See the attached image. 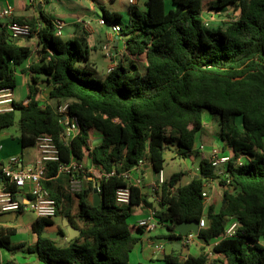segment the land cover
<instances>
[{
    "label": "trees",
    "instance_id": "obj_1",
    "mask_svg": "<svg viewBox=\"0 0 264 264\" xmlns=\"http://www.w3.org/2000/svg\"><path fill=\"white\" fill-rule=\"evenodd\" d=\"M105 17L111 19L106 12ZM112 18L120 23L116 15ZM9 21L27 23L37 36L38 49L32 55L11 36L7 22L0 21V89L16 86L18 69L31 73L28 103L14 101L13 111L0 113V130L14 125L18 113L21 147L34 145L39 135H50L62 161L73 156L89 160L103 173L114 172L100 180L97 205L92 198L95 186L84 173L76 176L79 191L50 192L57 215L80 232L59 244L62 228L54 231L56 238L43 237L54 223L36 218L31 225L36 240L26 247L27 253L46 264H133L130 254L139 240L134 231L142 228L128 218L132 208L144 205L167 230L166 239L175 237V224L205 216L206 226L197 238L206 245L220 238L228 218L235 216L240 224L236 235L213 245L219 257L210 264H264V0H146L145 13L131 17L123 28L124 58L130 67L118 60L104 78L89 71L88 49L57 36L41 9L39 25L31 19ZM30 56L33 60L25 67ZM39 84L52 88L48 97L52 104L38 99ZM67 100L80 131L63 146L59 142L63 125L53 104ZM205 112L217 119L222 149L232 153L225 169L230 183L203 157L199 173L188 183L178 184L183 173H174L154 188L153 201L141 187L131 185L130 203H116L115 191L127 186L121 174L140 160L157 173L171 146L181 158L191 157ZM96 132L101 139L93 143ZM241 156L244 162L236 164ZM55 175L56 164L49 163L45 176ZM64 178L68 187L70 176ZM213 180L224 187L218 210L213 201L203 206L204 185ZM19 231L0 225V264L1 251L14 253L25 246L11 241ZM171 248L162 256L164 264L209 260L207 250L180 258L179 249Z\"/></svg>",
    "mask_w": 264,
    "mask_h": 264
},
{
    "label": "crops",
    "instance_id": "obj_2",
    "mask_svg": "<svg viewBox=\"0 0 264 264\" xmlns=\"http://www.w3.org/2000/svg\"><path fill=\"white\" fill-rule=\"evenodd\" d=\"M10 7L12 9V15L10 19H31L37 21L39 25V9L43 12V14L51 20L53 23L56 20H61L64 22L62 33L60 35L61 39L64 41L76 40L82 46L88 49V61L87 65L89 67V71L96 78H104L107 75L106 69L110 65L109 59L104 56L102 51V45L107 42L111 36H113V41L111 43V48L114 50L115 53L120 51V47L123 44V35L115 34L112 32V24L115 21L112 16L116 15L119 17V22L124 28L126 23L131 17H135L136 15H143L146 11V0H136L134 4H131L129 0H36L33 2H29V0H0V10L3 8ZM105 12L107 13L108 17L111 18L110 20L105 17ZM9 18L0 19L1 22L5 23L10 20ZM104 19V24H100L99 20ZM19 44L28 46L31 49L32 55L35 53V43L36 40L34 38L30 39H23L19 38L16 39ZM118 53L117 55V62L121 60V63L125 67H130V62L124 58V54ZM33 60V56H30L26 61L24 66L28 62ZM31 74L27 71L22 72L19 69L15 73V80L16 85L19 84L21 87L25 89L26 98L20 101L27 100V85L30 82ZM41 88V92L38 95V99L41 100L42 103L52 104L53 101L46 98L44 93L46 91V87L44 84H39ZM15 87L12 89V97L14 101H17L15 97ZM210 114V113H209ZM217 121L215 117H211L208 113L203 114V127L196 135L195 146L202 145L203 148L197 151H194L187 159L185 163L186 166L189 167L194 166V161L198 157L200 160L201 158H207L210 148L220 146L222 143L221 140L214 138V143H210V133L208 130L211 129L210 123ZM213 132V131H212ZM209 134V135H208ZM20 137V135H19ZM19 137L17 138L18 146L15 143L1 141L2 134H0V168L4 165L10 163L13 159H18L17 166H27L32 165L37 159V150L34 145L21 147L19 142ZM220 138V137H219ZM101 136L99 133H94L92 138L93 143L99 142ZM222 146V145H221ZM220 146V147H221ZM30 147H33L34 150ZM197 148V147H196ZM87 166H92L90 161H86ZM188 167V168H189ZM199 167V166H198ZM187 168V169H188ZM189 173V171H188ZM191 177V175L189 174ZM148 179V182L145 185V190L142 189V192L145 193L148 197H150V201H153L154 191L152 190V183L156 179L155 173L153 172L151 165L147 162L142 171V183L143 180ZM88 180L91 181V184L94 185V181L88 177ZM168 180V178H167ZM67 183L64 175L61 176H53L51 178L45 177L43 182L44 186L53 193H66L67 192ZM141 183V186H142ZM216 185V184H215ZM215 188V186H214ZM213 188V189H214ZM224 191V189H223ZM222 191V192H223ZM94 193V192H93ZM93 195V194H92ZM214 203L215 209L218 210L223 201L219 202V199H214L212 196L210 197V202ZM208 203V205H209ZM150 208L140 205L134 208V213L137 215L133 224H137V221L145 218L148 216ZM9 213V212H6ZM15 213V212H14ZM4 213H1L2 215ZM17 216H27L28 223L27 226L23 225L25 229H29L31 231V225L36 220V217L32 213H20ZM64 220V217L61 215H57L55 218L52 219L54 225H57V220ZM2 226L8 227H17L21 230L20 224L11 225L7 222H0ZM22 225V224H21ZM65 226V224H64ZM27 227V228H26ZM59 227V226H58ZM161 228L163 226H158L157 228ZM60 228V227H59ZM164 228V227H163ZM58 229V228H57ZM65 233L63 238L65 241L70 239L68 234V229L65 227ZM63 230V229H62ZM32 232V231H31ZM64 232V230H63ZM135 235L139 238L138 242L135 244L133 252H131L132 257L130 255V261H134L132 263H151L156 264L155 262L159 259H162L164 253L171 252V246L176 247L179 249V256L180 258H185L188 255H198L199 253L203 252L204 250L210 249V245H206L200 242L198 239L194 240V242L190 246H182L181 240L177 236V232L172 233L174 238L166 239L169 242V246H164V251L159 252L155 249L152 245H149L148 239H151L155 244L162 242V238H158L159 236H151L149 235L147 238H144V235L147 231L143 229L140 231L139 229H135ZM168 233V232H167ZM166 233V235H167ZM19 234V233H18ZM15 234V235H18ZM14 235V236H15ZM56 235V234H55ZM13 237V236H12ZM11 237V240H12ZM53 238H56L53 237ZM36 236L32 233V236L29 240V243L25 245L23 248L18 249V256H15L14 253L8 252L6 250L1 251L2 261L3 264H33L37 262L36 257L26 252L27 246H32L35 243ZM211 241L210 243H212Z\"/></svg>",
    "mask_w": 264,
    "mask_h": 264
},
{
    "label": "built area",
    "instance_id": "obj_3",
    "mask_svg": "<svg viewBox=\"0 0 264 264\" xmlns=\"http://www.w3.org/2000/svg\"><path fill=\"white\" fill-rule=\"evenodd\" d=\"M33 1L36 0H29V2ZM135 1L136 0H129L131 4H134ZM11 15L12 9L10 7L0 10V19H10ZM104 22V19L99 20L100 24H104ZM53 24L55 28V34L60 36L64 22L61 20H56ZM204 24L207 25L208 21L205 20ZM6 27L9 30L11 36L15 39L23 38L28 40L30 38H34L36 40L35 50L38 49L37 36L36 34L32 33V29L27 23L8 21ZM112 32L124 36L123 44L120 47V51L118 52L122 55L125 53L127 47L126 35L123 32L122 25L114 21L112 24ZM112 41L113 36H111V38L101 47L104 56L110 61V65L106 69L107 74L111 73L117 65L118 53H115L111 48ZM29 64L30 62L26 64V67H28ZM28 73L31 74L29 71ZM13 102L12 89H0V113L13 111ZM27 103L28 100L22 102L23 105H26ZM53 105L56 113L60 116V122L63 125V131L60 135L59 142L63 146H68L70 141L76 137L80 131L78 117L70 113L69 100ZM34 146L38 155L36 161L32 165L17 166L18 159L16 158L0 168V214L6 212H15L17 214L29 212L32 213L36 218L42 217L47 219H53L57 216L56 200L51 196L50 191L43 184L46 177L45 171L49 163L56 164L55 176H70L69 186L67 187V191L70 193L79 191L81 187V181L76 177L79 173L90 175L89 177L96 183L95 189L97 191H99L98 186L100 180L114 175V172L103 173L92 164V166H87V159L78 160L77 158L71 156L67 161H62L60 159V149L58 144L50 135L42 134L37 136ZM202 148V145H196L193 151H197ZM231 158L232 153L230 149H222V146L212 147L207 156V159L211 162L217 174L221 176L227 184L230 183L231 179L229 175L225 173V169ZM244 160L245 157L241 156L236 160V164H240L244 162ZM146 163V161L140 160L138 164L121 174L122 180L127 186L118 188L115 191L116 203L121 205H128L130 203V190L128 186L134 185L141 187L142 171ZM191 167L188 168L189 174L191 176L199 173V167ZM155 177L156 179L151 185L153 191L155 187L158 188L166 180L163 170L155 173ZM216 182L218 183L217 180L208 181L204 185V189L202 191L204 208L207 207L211 197L207 187L214 188ZM154 215V211L150 209L148 216L138 220L136 225L142 228L144 231L151 232L158 227L157 220ZM239 225V221L235 216H230L228 218L221 237L209 244L211 248L207 250L209 260L206 264H210L214 259L217 258V256H219V254L212 250L213 245H215L221 239L234 237L237 233ZM205 226V216H202L198 221V231ZM197 233L189 231L186 235H179L177 233V236L180 238L182 246H190L197 238ZM148 243L151 246L153 245L157 251H164L163 242L154 245V242L151 239H148ZM33 264L46 263L37 261Z\"/></svg>",
    "mask_w": 264,
    "mask_h": 264
},
{
    "label": "rangeland",
    "instance_id": "obj_4",
    "mask_svg": "<svg viewBox=\"0 0 264 264\" xmlns=\"http://www.w3.org/2000/svg\"><path fill=\"white\" fill-rule=\"evenodd\" d=\"M212 23H213V21H212ZM14 95H15L18 102H19V100L25 99L26 98L25 89L23 87H21L19 84H17L15 86V94ZM206 113H208V112H205L204 114H206ZM208 115L213 117L209 113H208ZM18 118H19L18 113H15L14 125L0 130V134H2V137H3L1 139V141H7V142H11V143L13 142L18 146V143H17V141H18L17 138L19 137ZM210 127H211V129L208 130L209 132H211L209 144H212V143H214L213 142L215 140L214 138H217L218 140H220V138H219V126H218L217 121H214V122L212 121L210 123ZM220 146H221V144H220ZM30 148L32 149V151L34 150L33 147H30ZM174 149L175 148L171 146L170 148L165 149V151L163 153V157H164L163 173H164L165 178L167 180V178L169 179L172 174L182 172L183 175L180 177L178 184L184 185L190 181V176H189L188 169H187L189 167V165L186 166V164H185L187 162L188 158H186V159L181 158L179 155L176 154ZM199 163H200V159L197 157L194 161L195 165L193 167L198 168ZM147 182H148L147 178L145 180H143V183L141 186L143 190H145L146 187L144 184H146ZM223 189H224V187L220 186L217 182H216L214 189L212 187H207V190L211 194L212 198L214 197V199H219V202L223 201V197H222L223 196V192H222ZM134 208H132L131 215L128 218V221L130 223L135 221L137 218V215L133 214ZM75 210H76V205L73 204L72 205V212L74 213ZM0 222H7L8 224H11V225L20 224L21 230L19 231V234L12 237L11 241L13 244L23 243L24 245H27L29 243V240L32 236V232L29 229L26 230L25 227H23V225L27 226V223L29 222L27 216H22V215L17 216L14 212L4 213V214L0 215ZM56 223H57V225L49 226L47 228L51 232L50 234L51 235L55 234L54 231L57 230L58 226L60 228H62L64 230V233H65V230H66L65 227L66 226H64V220L63 219L57 220ZM166 233H167V230L165 228L159 227V228L152 230L151 232H147L144 235V238H147L149 235L154 236V237L161 235L158 238H162V242L164 243V246L168 247L170 241H167L168 239L165 240L163 238L164 235L166 236ZM196 239H198V238H196ZM64 241H65V239L63 238L62 240H57V243L62 244ZM18 254H19V252H18V250H16L14 252V255L18 256ZM130 255L132 257V254H130ZM217 257H219V256H217ZM132 262H134V261H132ZM155 263L156 264H164L161 259H159ZM133 264H136V263H133Z\"/></svg>",
    "mask_w": 264,
    "mask_h": 264
},
{
    "label": "water",
    "instance_id": "obj_5",
    "mask_svg": "<svg viewBox=\"0 0 264 264\" xmlns=\"http://www.w3.org/2000/svg\"><path fill=\"white\" fill-rule=\"evenodd\" d=\"M51 89H52L51 87H48L46 89V91L44 93L46 98L49 97ZM95 184L96 183L94 182V186H95ZM92 198H93V205H97L100 201V195L98 194L96 189L94 190ZM64 224L67 227L68 234L70 236V239H68V241L75 238L79 234L80 231L78 229H75L74 227H72L66 218H64ZM174 230L179 235H186L189 231H193L194 233H197L198 232V222L197 221L180 222V223L175 224ZM42 236L43 237L50 236L53 238L56 235L55 234L51 235L49 233H42Z\"/></svg>",
    "mask_w": 264,
    "mask_h": 264
}]
</instances>
